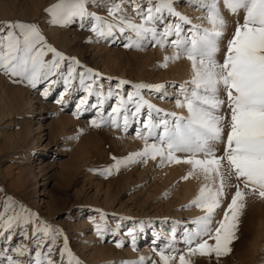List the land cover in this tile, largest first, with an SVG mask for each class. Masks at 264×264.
Listing matches in <instances>:
<instances>
[{"label":"snow or ice","instance_id":"snow-or-ice-1","mask_svg":"<svg viewBox=\"0 0 264 264\" xmlns=\"http://www.w3.org/2000/svg\"><path fill=\"white\" fill-rule=\"evenodd\" d=\"M183 2L202 9L203 15L197 19L206 23H194L178 11L177 0H133L134 16L122 15L120 3L113 0L108 9L111 19L88 10L89 3L98 4L99 0H59L46 9L53 24L79 20L80 27H84L83 21L88 18L96 37L106 42H114L117 33L130 32L132 35L125 36L124 47L171 46L173 51L164 55L161 67L182 58L190 62L191 75L185 81L137 83L132 85L134 91L123 95L122 86L128 81L120 80L115 88L109 86L105 90L99 83V72L48 44L35 23L17 20L0 24V71L14 78V82L33 88L44 84L45 97L53 85L62 84L57 103L62 102L69 89L82 91L84 95L79 97L74 114L95 110L91 120L95 127L107 125L128 131L131 123L137 124L136 135L144 141L143 147L124 157H113L112 165L99 170L102 174L111 175L113 169L118 171L121 166L159 158L157 166L190 165L181 179L203 176L205 182L186 205L202 209L203 214L181 225L179 234V222H172L171 234L153 249L158 262L140 256L121 264H196L193 258L197 256L219 261L232 251V242L238 238L246 199L253 196L264 200V0ZM224 10L235 18L230 33ZM48 53L50 59H46ZM73 81L77 83L74 85ZM169 86L175 89L173 93L168 92ZM144 89L160 99H175L176 108L185 112L158 107L144 98ZM89 97H94L95 102H90ZM112 99L116 102L105 114V101ZM72 138H78V134ZM226 187L234 191L223 216L215 220L227 195ZM97 211L101 222L95 223V231L103 239L115 230L103 222L107 214ZM29 224L32 245L13 244L17 230L19 236L28 239ZM127 235L135 247L134 229L129 228ZM62 236V247L57 249ZM0 240L8 243L7 248L0 249V264H65V257L68 264H83L72 253L61 229L40 220L37 213L11 196L0 201ZM115 243L121 247L124 240L116 239ZM180 243L183 248L177 247ZM57 250L59 261L53 259Z\"/></svg>","mask_w":264,"mask_h":264},{"label":"rangeland","instance_id":"rangeland-1","mask_svg":"<svg viewBox=\"0 0 264 264\" xmlns=\"http://www.w3.org/2000/svg\"><path fill=\"white\" fill-rule=\"evenodd\" d=\"M58 2L0 0V24L17 20L35 23L48 44L99 72V83L105 90L109 86L115 88L120 80L128 81L122 86V95L134 91L133 84L182 82L190 78V62L186 58L169 61L167 67L160 66L164 55L173 51L171 46L124 47L127 42L125 36L132 35L130 32L124 35L117 33L114 42H106L96 37L88 18L83 21L84 27H80L79 20L65 25L51 23V14L46 9ZM112 2L99 0L98 4L89 3L88 10L111 19L108 9ZM117 2L123 9L122 15L134 16L133 0ZM177 9L191 17L194 23H206L197 19L203 15L202 9L183 0H177ZM224 11L228 19L227 33H230L234 29L235 18ZM50 58L51 53H48L46 59ZM76 83L73 81L74 85ZM44 86L40 84L33 88L23 82H14V78L0 71L1 102L12 106L9 107V116L0 120V201L11 196L37 213L40 220L61 229L72 253L83 264H121L140 256L151 257L158 262L153 249L171 234L172 222H179L176 225L179 234L181 225L189 224L202 210L195 206L187 207L189 201L181 199L184 190L181 177L186 175L190 165L172 163L157 166V158L121 166L118 171L113 169L111 175L102 174L99 170L112 165L113 157L121 158L143 147L144 141L136 135L137 124L131 123L128 131L107 125L95 127L91 124L95 110L74 114L79 97L84 95L82 91L69 89L61 98L62 102L57 103L63 85H53L47 97L42 95ZM167 90L169 93L175 91L171 86ZM141 94L167 111L185 112L176 108L175 99H160L146 89L141 90ZM89 100L95 102L94 97H89ZM115 102L114 99L105 101V114ZM77 134L78 138L73 139ZM179 169L182 174H179ZM225 191L227 195L215 220L223 216V209L234 189L226 187ZM97 210L107 214L103 222L115 230L103 239L95 231V223L101 222ZM164 221L167 223H162ZM129 228L134 229L135 247L127 235ZM27 231L28 239H25L17 230L12 243L32 245L31 224ZM237 237L232 242V251L219 261L199 256L193 259L196 264H264V200L253 196L246 199ZM116 239L124 240L123 246L117 247ZM62 243L63 236L57 241V249L62 247ZM7 247L8 243L0 240V249ZM177 247L184 246L180 243ZM53 259L60 260L58 250ZM65 264H68L67 257Z\"/></svg>","mask_w":264,"mask_h":264},{"label":"bare ground","instance_id":"bare-ground-1","mask_svg":"<svg viewBox=\"0 0 264 264\" xmlns=\"http://www.w3.org/2000/svg\"><path fill=\"white\" fill-rule=\"evenodd\" d=\"M171 90V89H170ZM2 100L0 99V120L1 119H4L6 117L9 116V114L11 113V110L9 109V107L7 106V103H5L4 101L1 102ZM5 103V104H4ZM11 104V101L10 103ZM14 107V106H13ZM12 108V106L10 107ZM13 110V109H12ZM182 110V109H181ZM184 111V110H183ZM62 126L64 125L63 122H61ZM6 131V130H5ZM8 134V133H7ZM4 135V134H3ZM36 135V134H35ZM5 136V135H4ZM7 136V135H6ZM9 137V136H8ZM36 137V136H35ZM5 138V137H4ZM10 138H8L9 140ZM7 141V140H6ZM39 141H37V144L36 146L38 145ZM29 153V152H28ZM32 155H30L29 157H31ZM179 171V174L183 173L182 170H178ZM185 171V170H184ZM187 172V170H186ZM187 174V173H186ZM204 178L203 176L201 175L200 177L199 176H191L189 177L188 179H184V185H183V193L181 194V199L182 200H187V201H191L192 199H194V197L197 195L198 191H199V188L200 186L204 183ZM200 212L199 214L202 215L203 212L202 210L198 211Z\"/></svg>","mask_w":264,"mask_h":264}]
</instances>
